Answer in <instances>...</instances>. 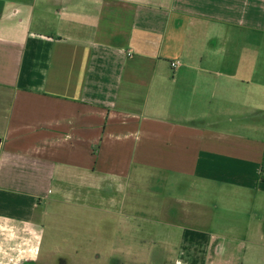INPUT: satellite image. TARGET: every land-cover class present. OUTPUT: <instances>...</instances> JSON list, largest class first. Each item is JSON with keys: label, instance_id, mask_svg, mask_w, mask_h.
<instances>
[{"label": "crops", "instance_id": "0c3cea01", "mask_svg": "<svg viewBox=\"0 0 264 264\" xmlns=\"http://www.w3.org/2000/svg\"><path fill=\"white\" fill-rule=\"evenodd\" d=\"M0 139V264L141 193L174 264H264V0H0Z\"/></svg>", "mask_w": 264, "mask_h": 264}, {"label": "rangeland", "instance_id": "374dc122", "mask_svg": "<svg viewBox=\"0 0 264 264\" xmlns=\"http://www.w3.org/2000/svg\"><path fill=\"white\" fill-rule=\"evenodd\" d=\"M147 201L137 197L136 215L95 199L47 206L39 264H174L176 237L166 238L160 219L153 223Z\"/></svg>", "mask_w": 264, "mask_h": 264}, {"label": "flooded vegetation", "instance_id": "af4514ba", "mask_svg": "<svg viewBox=\"0 0 264 264\" xmlns=\"http://www.w3.org/2000/svg\"><path fill=\"white\" fill-rule=\"evenodd\" d=\"M38 261H39L38 258H36L34 260L23 261V262H21V264H39Z\"/></svg>", "mask_w": 264, "mask_h": 264}, {"label": "built area", "instance_id": "2783aa9c", "mask_svg": "<svg viewBox=\"0 0 264 264\" xmlns=\"http://www.w3.org/2000/svg\"><path fill=\"white\" fill-rule=\"evenodd\" d=\"M176 64L175 63H172L171 66L174 67Z\"/></svg>", "mask_w": 264, "mask_h": 264}, {"label": "water", "instance_id": "95a60500", "mask_svg": "<svg viewBox=\"0 0 264 264\" xmlns=\"http://www.w3.org/2000/svg\"><path fill=\"white\" fill-rule=\"evenodd\" d=\"M0 143H1V139H0Z\"/></svg>", "mask_w": 264, "mask_h": 264}]
</instances>
